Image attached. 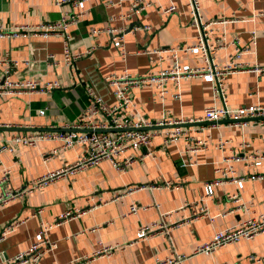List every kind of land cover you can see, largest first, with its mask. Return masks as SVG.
<instances>
[{"label": "crops", "instance_id": "1", "mask_svg": "<svg viewBox=\"0 0 264 264\" xmlns=\"http://www.w3.org/2000/svg\"><path fill=\"white\" fill-rule=\"evenodd\" d=\"M107 1L89 0L77 9L88 13L79 25L70 28L72 50L81 53L93 46L95 50L70 65L64 62L61 37L41 34L0 37V80L10 72L11 80L15 82L35 80L58 84L49 92L0 96V142L13 133H25L31 127L63 130L88 108V86L96 88L108 105H114L117 100L105 81L112 74L128 71L134 76H144L157 74L176 64L192 68L203 66L200 51L176 54L168 51L198 43L199 30L191 23L185 0H152L148 8L135 14L133 21H113L111 25L116 28L150 27L148 32L135 31L125 36V57L121 54L119 35L90 37L91 28L108 26L111 17L126 13L131 7L128 0L113 7H107ZM172 6L174 9L167 11ZM67 11H71L70 6L59 7L52 0H0V26L9 31L21 25L56 22ZM200 11L205 22L222 17L227 20L211 27L210 41L227 43L215 55L218 65L226 64L234 53L231 42L235 37L248 46L254 33L257 45L242 59L251 65L264 66V0H200ZM157 50L165 52L155 54ZM12 61L16 62L14 66ZM225 89L227 105L231 109L264 106V74H232L225 81ZM177 93L179 98L175 97ZM131 103L130 114L156 121L169 117L200 118L215 102L209 80L190 78L182 80L179 86L168 81L163 87L156 85L136 90L132 93ZM10 124L20 127H4ZM203 126L206 129L196 132V136L208 140L209 148L192 156L194 164H189L182 138L166 148L158 138L148 149L127 154L137 158V162L124 173L117 171L109 160H104L1 206L0 264H11L15 256L41 241L52 243V246L46 247L38 264H157L175 255L185 256L181 264H264V234L225 246L209 255L194 253L198 246L212 240L216 232L264 214V179L249 178L264 176V125L237 126L223 122L217 126ZM199 127L190 128L198 130ZM220 139L229 141L225 151L217 147ZM60 145L55 140L40 141L35 146H20L15 153H3L0 180L3 169L11 168L9 185L23 188L31 181L63 168L66 163L75 162L85 153L83 147L75 146L62 150L48 161L43 159L45 152ZM149 151L153 156L141 160L140 157ZM257 152L263 154V158L251 164L225 161L231 155L247 158ZM183 162L189 165L183 166ZM229 166L234 169L235 176L244 179L232 180L219 187L207 184L216 178L218 168ZM168 181L177 188H150V185L162 186ZM141 185L148 187L134 191L122 200L112 201L125 189ZM234 196L247 206L246 212H232L238 206L232 199ZM132 204L139 208L136 214H129ZM204 205L207 213L214 217L213 221L196 218ZM76 210L81 215L54 222L59 216ZM14 221L20 224L3 236L5 227ZM154 223L162 225L157 229L160 230L158 233L141 235L142 227L154 228ZM179 223L180 227H176ZM43 224L51 226L45 234L41 233ZM106 247L111 248L109 253L94 255Z\"/></svg>", "mask_w": 264, "mask_h": 264}, {"label": "built area", "instance_id": "2", "mask_svg": "<svg viewBox=\"0 0 264 264\" xmlns=\"http://www.w3.org/2000/svg\"><path fill=\"white\" fill-rule=\"evenodd\" d=\"M57 6L68 5L71 11L65 12L62 18L56 22H47L46 24H38L35 26L21 25L16 26L9 31L4 30L0 26V37L3 36H20L22 34H41L45 37H61L64 45V62L70 65L72 62L91 55L95 50L93 46L90 50L81 53H74L72 50V35L70 34V28L79 25L87 15L86 10L77 11L83 2L89 0H52ZM125 0H108L107 7H113L121 5V2ZM131 3L130 10L126 13L118 16L111 17L109 19V25L103 27H93L90 30L91 38H98L103 34L119 35L121 43L120 49L123 57L127 56L125 49V36L130 32L145 31L148 32L150 27L144 26H132L129 30L125 26L116 28L111 23L116 20L124 22H131L134 20L135 14L148 8L152 0H128ZM191 15V23L199 30L198 43L194 46H178L176 48H170L168 51L177 52H195L200 51L203 56V66L192 68L189 65L176 64L172 68L159 71L157 74L149 73L144 76H134L128 71H124L118 74H112L108 76L105 81L107 86L111 88L113 95L116 98L114 105H108L104 97L98 93L96 88L88 86L86 88V94L89 98V106L83 112V114L72 124L64 127L63 130H38L35 127H31L24 132L13 133L8 139L0 142V166L2 165L1 156L3 153H15L20 146H35L40 141H59L61 145L43 154V159L48 161L56 157L62 150H67L75 146H81L85 149L83 156L79 157L73 163H66L63 168L50 172L40 178L31 181L23 188H13L9 185L11 168L3 169V178L0 180V207L10 203L13 200L24 198L27 195L33 193L37 189L49 186L56 180L75 174L82 170L94 167L104 160H109L117 171L124 173L128 171L136 162L137 158L133 155H127L131 151L148 149L153 142L160 138L163 146H167L176 143L181 138L185 141L186 147L184 153L189 156V164H194L193 155L208 150V140L201 139L196 136V132L204 131L206 127L204 124H210L217 126L224 121L232 123L237 126L247 125H264V106L254 105L245 106L237 109H231L227 105V93L225 89V81L228 76L235 73L244 72H256L264 74V66L259 64L251 65L249 62L243 61V56L246 53L252 51V48L257 45V37L252 33L250 38V45H242L239 38L231 42V45L235 47L234 53L230 56L229 61L220 66L216 63L215 55L218 50L225 48L227 43L223 40L220 44H213L210 41L212 35V26L219 23H226L225 18L218 20H212L205 22L201 16L200 0H185ZM174 9V6L167 11ZM165 51L157 50L155 54H161ZM13 66L16 62L12 61ZM10 72L0 80V96H19L24 93H37V92H49L51 89L58 86L55 82L43 84L35 80H23L13 81L11 80ZM190 78H206L213 85V97L214 105L207 107L204 111V115L195 119H173L163 118L156 121H150L140 117H136L129 113L132 105V93L139 89L150 88L153 86H161L168 81L173 82L176 86H179L184 79ZM176 98L180 97V94L175 95ZM44 114V111L41 112ZM200 126L198 130L190 128L191 126ZM202 125V126H201ZM2 125H0L1 127ZM5 128H13L20 126L6 125ZM228 140L220 139L217 143L219 150L225 151L228 145ZM153 156V152L140 157L143 160L145 157ZM263 154L259 152L249 155L247 158H241L240 156L231 155L225 158L227 163H235L241 161H247L251 164L256 159H262ZM183 162V166L189 165ZM217 176L214 180L208 182L209 186L219 187L226 182L244 179L235 176L232 166L223 169L218 168L216 170ZM252 180L264 179V176L253 175L250 176ZM146 185H141L137 188H127L123 192L114 196L112 201H118L124 199L126 196L134 191L147 188ZM177 188L172 182H165L162 186H151L150 188ZM233 201L238 203L235 211L246 212L247 206L241 201L240 198L234 196ZM203 201V200H202ZM146 209V208H144ZM139 208L135 204L130 206L129 214H136ZM81 212H68L62 216H59L54 221L67 220L72 216H79ZM205 217L211 221L214 217L207 213V207L201 209V212L196 215V218ZM20 222L14 221L9 223L3 230V236L13 231ZM180 223L176 224V227H180ZM154 228L144 226L141 228L140 233L144 237L150 234H156L160 230H157L162 225L154 223ZM50 225L43 224L41 233L45 234L46 230L50 228ZM174 227V226H173ZM264 234V214H259L241 221L238 225L216 232L212 240L201 244L194 251L195 254L209 255L216 250L228 245L239 243L242 240H253L258 236ZM48 246H52V243L47 241H41L33 244L28 250L18 254L13 258L11 264H38L40 259L46 253ZM111 248H101L100 252L94 255H101L109 253ZM185 259L183 255H175L167 258L163 262L157 264H181ZM255 260L254 258H252ZM261 261V260H259ZM73 264H86V263H73Z\"/></svg>", "mask_w": 264, "mask_h": 264}, {"label": "water", "instance_id": "3", "mask_svg": "<svg viewBox=\"0 0 264 264\" xmlns=\"http://www.w3.org/2000/svg\"><path fill=\"white\" fill-rule=\"evenodd\" d=\"M224 122H227V121H224Z\"/></svg>", "mask_w": 264, "mask_h": 264}]
</instances>
